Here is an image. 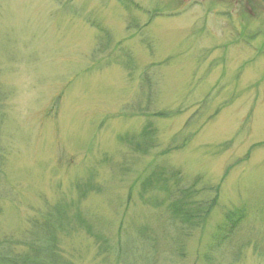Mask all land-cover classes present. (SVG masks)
<instances>
[{
	"label": "rangeland",
	"instance_id": "1",
	"mask_svg": "<svg viewBox=\"0 0 264 264\" xmlns=\"http://www.w3.org/2000/svg\"><path fill=\"white\" fill-rule=\"evenodd\" d=\"M53 206L63 264H264V0H0V243Z\"/></svg>",
	"mask_w": 264,
	"mask_h": 264
},
{
	"label": "trees",
	"instance_id": "2",
	"mask_svg": "<svg viewBox=\"0 0 264 264\" xmlns=\"http://www.w3.org/2000/svg\"><path fill=\"white\" fill-rule=\"evenodd\" d=\"M177 112L179 111L175 113ZM172 113L174 112L159 113L158 116L167 117ZM170 176L171 179H174L175 189L169 192V195L171 197L174 195V197L167 205V213L171 214L172 218L179 223L189 225L192 221L197 220L196 218L206 215L209 209L215 205L217 198L215 196L208 201H193L192 187H181L177 172H171ZM245 217L246 210L244 208L227 210L224 214L223 223L218 228V233L222 231L227 237L228 234L236 230ZM65 221L66 214L60 207L46 208L39 214V219L30 221V229L20 239L6 238L0 243V250H2L0 252V264H63L56 232L63 228ZM18 247L22 249L17 250L13 255L12 250Z\"/></svg>",
	"mask_w": 264,
	"mask_h": 264
}]
</instances>
